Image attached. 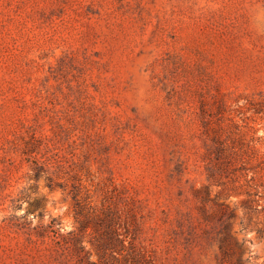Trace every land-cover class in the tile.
<instances>
[{
    "label": "rangeland",
    "instance_id": "obj_1",
    "mask_svg": "<svg viewBox=\"0 0 264 264\" xmlns=\"http://www.w3.org/2000/svg\"><path fill=\"white\" fill-rule=\"evenodd\" d=\"M0 264H264V0H0Z\"/></svg>",
    "mask_w": 264,
    "mask_h": 264
},
{
    "label": "trees",
    "instance_id": "obj_2",
    "mask_svg": "<svg viewBox=\"0 0 264 264\" xmlns=\"http://www.w3.org/2000/svg\"><path fill=\"white\" fill-rule=\"evenodd\" d=\"M52 227H53V225H52ZM53 238H55V240H57V241H60V240H62V241H65V237L62 235V234H60L59 233V231H57V230H55V229H53ZM120 240L118 239V242H119ZM131 246V245H130ZM81 247H79V249H80ZM125 250V245H124V242L123 241H120V252H122V251H124Z\"/></svg>",
    "mask_w": 264,
    "mask_h": 264
}]
</instances>
